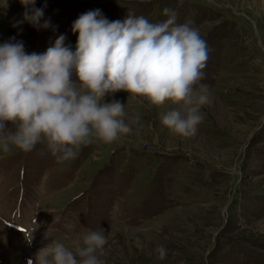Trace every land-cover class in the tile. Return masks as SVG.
<instances>
[{"label": "rangeland", "instance_id": "374dc122", "mask_svg": "<svg viewBox=\"0 0 264 264\" xmlns=\"http://www.w3.org/2000/svg\"><path fill=\"white\" fill-rule=\"evenodd\" d=\"M35 7L43 15L33 25L19 0H0V43L43 54L64 35L74 50L72 22L87 11L163 22V9L173 10L207 42L200 83L211 103L196 134L183 137L160 119L177 105L118 91L103 98L124 103L132 131L117 143L82 146L64 161L44 144L0 151V264L34 260L47 230L63 240L99 227L108 238L105 264H264V0H36Z\"/></svg>", "mask_w": 264, "mask_h": 264}, {"label": "clouds", "instance_id": "9594fccd", "mask_svg": "<svg viewBox=\"0 0 264 264\" xmlns=\"http://www.w3.org/2000/svg\"><path fill=\"white\" fill-rule=\"evenodd\" d=\"M19 2L23 18L38 24L43 10L36 0ZM163 13V22L132 14L110 21L99 9L87 11L71 25L74 50L64 35L43 54L26 53L22 42L0 43V151L31 152L44 144L64 161L75 159L82 146L117 143L132 131L124 103L103 98L118 91L153 106L170 101L177 107L160 117L162 125L178 136L195 135L201 108L211 103L208 85L200 83L207 42L190 21L178 24L173 10ZM33 230L25 237L29 245ZM45 239L27 264H105L100 256L108 238L100 227L65 234L71 248L48 230ZM158 252L163 259L166 250Z\"/></svg>", "mask_w": 264, "mask_h": 264}]
</instances>
